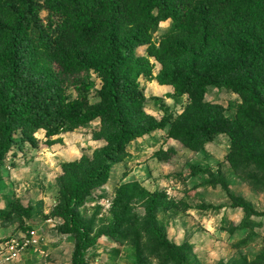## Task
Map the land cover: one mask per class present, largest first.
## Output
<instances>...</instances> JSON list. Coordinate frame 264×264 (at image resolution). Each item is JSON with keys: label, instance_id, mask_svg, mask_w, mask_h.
<instances>
[{"label": "trees", "instance_id": "16d2710c", "mask_svg": "<svg viewBox=\"0 0 264 264\" xmlns=\"http://www.w3.org/2000/svg\"><path fill=\"white\" fill-rule=\"evenodd\" d=\"M168 21L155 45L153 36ZM146 45L148 57H136L135 50ZM149 57L163 68L157 77L161 85L173 86L180 96L192 95L193 103L169 130L166 120L143 111L134 86L139 73L149 72ZM90 70L103 82L95 105L89 104L93 87L82 78ZM25 75L38 77L41 84L28 80V89L19 87ZM65 83L77 99L66 101L60 86ZM208 86L238 94L234 117L206 111L200 96ZM97 119V140L106 144L91 162L83 158L63 165L59 204L51 213L63 221L59 232L73 237L71 264H84L86 251L103 237L133 246L137 264H191L189 246L170 242L156 216L166 202L163 194L135 183L121 185L108 225L96 218L101 207L90 221L78 208L107 182L111 168L123 161L126 145L164 129L168 138L192 151L226 136L230 169L264 193V0H0V187L18 131L24 141L35 143L33 134L40 128L53 136ZM218 183L228 188L223 179ZM231 197L232 207L244 213L238 229H252L258 225L253 217L264 218L242 198ZM11 213L20 224L23 217L31 219L30 207L16 204L6 219ZM96 221L101 224L97 229Z\"/></svg>", "mask_w": 264, "mask_h": 264}, {"label": "rangeland", "instance_id": "374dc122", "mask_svg": "<svg viewBox=\"0 0 264 264\" xmlns=\"http://www.w3.org/2000/svg\"><path fill=\"white\" fill-rule=\"evenodd\" d=\"M40 17H46V11L41 12ZM170 25V21L160 25L153 36L155 45ZM147 48V45L137 48L135 56L148 57ZM148 60L149 72L139 73L134 86L143 98V111L158 121L166 120L169 130L193 103L192 95L180 96L173 86L161 85L157 77L162 66L152 57ZM82 78L84 85L93 87L89 91V104H98L96 92L103 87V82L93 70ZM28 80L40 81L34 75H25L18 86L28 89ZM60 86L66 101L78 98L68 84ZM200 99L207 112L230 118L241 103L237 93L223 87L208 86ZM100 127L97 119L53 136L40 128L33 134L35 143L24 141L21 131L14 135L16 143L6 156L0 187V245L13 239L30 243L7 264H71L73 237L59 232L63 221L52 217L51 213L59 204L63 165L83 158L91 162L94 152L106 144L97 140ZM167 130L151 132L125 146L123 161L111 168L101 188L91 191L92 200L78 208L82 217L92 220L97 207H101L96 218L108 225L106 218L116 190L123 184L135 183L150 193L166 196L156 216L164 223L170 242L189 246L191 264H243L245 261L264 264V218L253 217L258 225L252 229H238L244 213L240 208H233L231 201V196L240 197L261 213L264 212V193L251 189L230 169L225 159L229 151L228 138L224 135L213 138L201 151H192L168 138ZM162 153L165 157L160 159ZM220 179L227 183V189L218 183ZM16 204L30 207L31 219L23 217L20 224L14 213L6 219ZM135 207L143 214L141 205ZM96 225V229L101 227L98 221ZM84 264H137V259L130 244L103 237L86 251Z\"/></svg>", "mask_w": 264, "mask_h": 264}, {"label": "built area", "instance_id": "2783aa9c", "mask_svg": "<svg viewBox=\"0 0 264 264\" xmlns=\"http://www.w3.org/2000/svg\"><path fill=\"white\" fill-rule=\"evenodd\" d=\"M28 239V237H26ZM30 243L29 240L26 242L19 241V239H13L4 245H0V262L1 264H7L16 257L17 252L23 248V246H27ZM3 257L1 258V256ZM5 258V262H4Z\"/></svg>", "mask_w": 264, "mask_h": 264}]
</instances>
